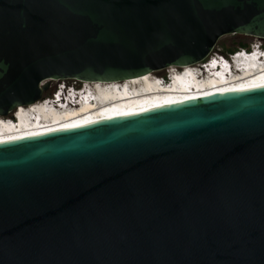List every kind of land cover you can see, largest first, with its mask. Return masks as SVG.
<instances>
[{
	"label": "water",
	"instance_id": "obj_1",
	"mask_svg": "<svg viewBox=\"0 0 264 264\" xmlns=\"http://www.w3.org/2000/svg\"><path fill=\"white\" fill-rule=\"evenodd\" d=\"M264 42V0H0V118ZM0 264H264V87L0 144Z\"/></svg>",
	"mask_w": 264,
	"mask_h": 264
},
{
	"label": "bare ground",
	"instance_id": "obj_2",
	"mask_svg": "<svg viewBox=\"0 0 264 264\" xmlns=\"http://www.w3.org/2000/svg\"><path fill=\"white\" fill-rule=\"evenodd\" d=\"M206 63L207 62H204L198 66L164 70L168 74L166 76L167 78H169L170 75H174L176 81H182L179 73L182 71L187 72L186 79L180 82V85L186 83L188 84V87L182 91H174V93L170 95L151 97L152 95L148 92L158 89L157 87H159V83H151V80L155 75L152 74L145 76L144 78L119 84L82 83V85L96 97V101H98L96 106L101 105V108L96 110L91 108H81L79 110L68 112L67 109L69 108L64 109L58 108L57 106L51 107L47 105L41 106L44 100L26 108L20 107L15 112L16 119L14 122L0 118V144L41 136L57 131L79 128L99 121L138 115L157 108L177 105L211 96L244 92L231 91L232 89H245V91H248L263 88L259 87V85H264V74L263 76H257L253 80L246 79L240 82L225 84L218 83L215 80L211 83H209L211 80L206 82L203 73L202 77L200 76L197 78V75L192 71H199L201 66ZM166 77L163 78L165 79ZM124 86H127V92L132 91V93L137 94V97L133 100H129V103H122L120 105H116L117 102L106 104L110 98L119 97L120 89ZM114 90H116L115 93H113ZM103 105L106 106L103 108ZM23 113H28L27 119L23 118ZM6 121H10L13 125L9 122L6 123Z\"/></svg>",
	"mask_w": 264,
	"mask_h": 264
},
{
	"label": "rangeland",
	"instance_id": "obj_3",
	"mask_svg": "<svg viewBox=\"0 0 264 264\" xmlns=\"http://www.w3.org/2000/svg\"><path fill=\"white\" fill-rule=\"evenodd\" d=\"M243 43L246 45H253L259 43L257 40H254L252 38L244 37V36H227L221 39L214 51V53L208 58V60L213 57L214 55H221L226 56V54L230 53V51H238L239 50V44ZM264 46V42L262 43ZM168 74L165 71H161L158 73H155L154 77H166ZM48 86L47 93H49V97L51 94L59 89V87L66 85L67 87H80L83 86L82 84H79L75 81H68V82H48L46 83ZM46 95V94H45Z\"/></svg>",
	"mask_w": 264,
	"mask_h": 264
},
{
	"label": "trees",
	"instance_id": "obj_4",
	"mask_svg": "<svg viewBox=\"0 0 264 264\" xmlns=\"http://www.w3.org/2000/svg\"><path fill=\"white\" fill-rule=\"evenodd\" d=\"M251 45H246V44H243V43H240L239 44V50L240 49H243V50H247L250 48ZM234 51H230V53H233ZM45 98H49V93H46L45 95Z\"/></svg>",
	"mask_w": 264,
	"mask_h": 264
},
{
	"label": "snow or ice",
	"instance_id": "obj_5",
	"mask_svg": "<svg viewBox=\"0 0 264 264\" xmlns=\"http://www.w3.org/2000/svg\"><path fill=\"white\" fill-rule=\"evenodd\" d=\"M259 87H264V85H259ZM231 91H245V89H232ZM78 126V125H76Z\"/></svg>",
	"mask_w": 264,
	"mask_h": 264
},
{
	"label": "clouds",
	"instance_id": "obj_6",
	"mask_svg": "<svg viewBox=\"0 0 264 264\" xmlns=\"http://www.w3.org/2000/svg\"><path fill=\"white\" fill-rule=\"evenodd\" d=\"M257 44H259V45H262V43H260V42H259V43H257Z\"/></svg>",
	"mask_w": 264,
	"mask_h": 264
}]
</instances>
